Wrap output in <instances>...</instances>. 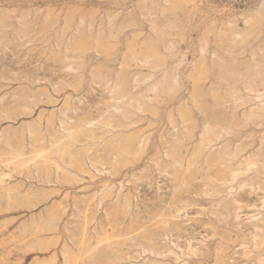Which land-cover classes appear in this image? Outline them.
<instances>
[{
  "label": "rangeland",
  "instance_id": "374dc122",
  "mask_svg": "<svg viewBox=\"0 0 264 264\" xmlns=\"http://www.w3.org/2000/svg\"><path fill=\"white\" fill-rule=\"evenodd\" d=\"M261 46L262 0H0V264H66L62 251L68 253V264H155L148 257L151 248L166 250L159 264H199L189 251L215 250L220 239L213 236L214 228L229 240L224 250L228 260L244 263L240 251L254 250L248 235L255 231L249 222L263 210L256 188L245 184L232 190L241 206L235 217L239 226L217 222L211 186L195 178L185 163H173L161 140L170 121L192 112L201 122L198 107L223 97L225 113L218 121H247L240 139L252 138L243 151L250 154L256 147L253 123L258 115L251 114L254 105L246 98L253 93L239 77L264 57ZM151 64L161 65L154 82L167 68L163 75L171 88L165 93L145 82L132 87L131 77L123 80L133 73L142 82L143 74L155 71ZM219 73L229 75L228 82L219 83ZM206 75L220 88L210 91L205 84L199 93L193 84L206 81L201 79ZM226 86L238 89L236 95L229 96ZM130 90L142 109L124 96ZM238 95L245 100L238 97L234 105ZM154 107L159 108L157 115ZM141 141L148 147L135 152ZM55 163L62 169L56 171ZM260 239L256 235V251H264ZM75 256L82 258L74 262ZM207 260L200 264L215 263L212 255Z\"/></svg>",
  "mask_w": 264,
  "mask_h": 264
},
{
  "label": "bare ground",
  "instance_id": "6f19581e",
  "mask_svg": "<svg viewBox=\"0 0 264 264\" xmlns=\"http://www.w3.org/2000/svg\"><path fill=\"white\" fill-rule=\"evenodd\" d=\"M174 1V0H173ZM181 2V1H180ZM169 3V2H168ZM262 3L264 4V0H262ZM164 7V6H162ZM161 7V8H162ZM164 9V8H163ZM262 11V10H261ZM161 13V11H160ZM263 14V13H262ZM154 15V14H153ZM258 15H260V13H258ZM161 16V15H160ZM261 17V16H260ZM259 17V18H260ZM262 18V17H261ZM261 18L259 21H261ZM154 19V18H153ZM156 19V18H155ZM154 19V21H156ZM150 21V20H149ZM148 22V20H147ZM152 22V21H151ZM166 24H167V21H165ZM127 23V22H126ZM153 23V22H152ZM156 23V22H154ZM170 23V22H169ZM253 23V22H252ZM260 23V22H259ZM113 25V24H112ZM153 25H156V24H153ZM171 25V24H168V26ZM150 26V25H149ZM157 26V25H156ZM164 26V24H163ZM162 26V27H163ZM153 27V26H152ZM155 27V26H154ZM160 28H162L161 26H159ZM254 27V26H253ZM103 28V27H102ZM121 28V27H120ZM124 28V27H123ZM152 29V28H150ZM154 29V28H153ZM152 29V30H153ZM158 29V28H157ZM163 29V28H162ZM160 29V30H162ZM167 29V28H165ZM170 29V28H169ZM239 29V28H238ZM252 29V28H251ZM249 28V30H251ZM110 30V29H108ZM118 30V29H117ZM121 30V29H120ZM118 30V32L120 31ZM155 30V29H154ZM159 30V29H158ZM157 30V31H158ZM168 30V29H167ZM116 31V29H115ZM166 31V30H165ZM164 31V32H165ZM254 31V29L252 30ZM114 32V31H113ZM117 32V33H118ZM153 32V31H152ZM161 32V31H160ZM163 32L164 36H165V33ZM167 32V31H166ZM169 32V31H168ZM249 32V31H248ZM256 32V31H254ZM109 33V32H108ZM116 33V34H117ZM241 33V31H240ZM250 33V32H249ZM248 33V34H249ZM257 33V32H256ZM254 33V34H256ZM112 34V33H111ZM109 34V35H111ZM153 34V33H152ZM158 34V32H157ZM253 34V35H254ZM120 35V34H119ZM155 35V33H154ZM153 35V37H154ZM171 34H168L166 36H169ZM234 35V34H233ZM237 35V34H236ZM241 35V34H240ZM239 35V36H240ZM247 35V33H246ZM158 36V35H157ZM161 36V35H159ZM165 36V37H166ZM245 36V35H244ZM252 36V34H251ZM118 37V36H116ZM152 37V36H150ZM185 36H181V39L183 38L184 39ZM233 37V36H232ZM236 37V36H235ZM247 37V36H246ZM249 37V36H248ZM105 38V37H104ZM109 38V36H108ZM113 38V37H112ZM124 38V37H123ZM162 38V37H161ZM168 38V37H167ZM172 37H169L168 39H170ZM234 38V37H233ZM253 38V37H252ZM251 38V39H252ZM107 39V38H106ZM105 39V40H106ZM149 39V38H148ZM97 40V39H96ZM95 40V41H96ZM110 40V39H108ZM114 40V39H113ZM200 40V39H199ZM235 40V39H234ZM237 40V39H236ZM235 40V41H236ZM242 40V38H241ZM246 40V39H245ZM254 40V39H253ZM123 41V40H122ZM165 41V40H162V42ZM198 41V40H197ZM166 42H171V41H166ZM165 42V43H166ZM205 42V41H204ZM240 42V41H239ZM243 42H246V41H243ZM120 43V42H119ZM144 43V42H143ZM201 44H199L198 46H200V51L203 54H206V48L204 47L205 45L202 44V42H200ZM235 43V42H234ZM234 43L232 45H234ZM237 43V42H236ZM248 43V41H247ZM247 43L245 46H247ZM252 43V42H251ZM251 43L249 44V46L251 45ZM171 44V43H170ZM207 44V42H206ZM168 45V44H167ZM236 45V44H235ZM137 46V44H136ZM164 46H166L164 44ZM93 47V46H92ZM167 47V46H166ZM207 47V46H206ZM258 47V46H257ZM67 48V46H66ZM65 50H68L66 49ZM90 48V47H89ZM95 48V47H94ZM228 48V46H227ZM230 49L232 48L231 45L229 47ZM236 48V47H235ZM91 49V48H90ZM226 49V48H225ZM230 49L226 50V52L229 53ZM241 49V48H240ZM74 50V49H73ZM77 50V49H76ZM134 50V48H133ZM136 50V49H135ZM165 50V48H164ZM237 50V49H236ZM258 50H260V52L262 53V55L264 56V46L258 48ZM88 49L85 51L87 52ZM91 51V50H90ZM156 51V50H155ZM154 51V52H155ZM234 51V49H232V52ZM242 51V50H241ZM82 52V51H81ZM231 52V53H232ZM238 52V51H237ZM240 52V50H239ZM158 52H156L155 54L157 55ZM200 53V54H201ZM230 53V54H231ZM243 53V51H242ZM240 53V54H242ZM66 54V52H65ZM131 54V53H129ZM154 54V53H153ZM213 54V53H212ZM227 54V53H226ZM234 54V53H233ZM236 54V52H235ZM234 54V56H235ZM249 54V53H248ZM162 55V53H161ZM164 55V54H163ZM209 55V54H208ZM237 55V54H236ZM153 56V55H152ZM160 56V55H159ZM211 56V55H210ZM131 57V56H130ZM132 57H135V56H132ZM139 57V56H138ZM214 57V56H213ZM212 57V59H213ZM240 57V56H239ZM253 57V56H252ZM144 58V57H143ZM148 58V57H147ZM154 58V57H153ZM235 58V57H234ZM65 59V58H64ZM135 59V58H134ZM138 58L136 57V60ZM142 59V58H141ZM204 59V58H203ZM206 59V58H205ZM254 59H256V56H254ZM135 60V61H136ZM252 60V59H251ZM143 61V59L141 60ZM151 61V60H145L144 62H146V64ZM154 60H152L153 62ZM215 61L217 62V60L215 59ZM221 61V60H220ZM256 61V62H255ZM139 62H140V59H139ZM151 62V63H152ZM224 59H223V63H224ZM253 62L254 65L253 67L249 68V67H246V69L244 70L243 74H239V71L238 74L240 75L239 79H241V82L242 84H244L243 86L245 87V90H249V92L253 95L252 97H247L246 100H249L252 102V105L251 107H253V113L251 112V114H253L254 116L255 115H258V116H255L257 117L256 118V122L253 123V125H256V147L255 149H253L251 151L250 154H246L244 153V149L245 147L251 143V140L252 138H247V139H240L242 134H241V130H243V128L247 125V121L244 122V121H241V122H226V121H218L220 119V117L222 115H224L225 111H224V107L221 105L222 103L225 102L224 98H220V99H214L213 101L209 102V103H205L203 106L201 107H198L196 113H198L201 117V122L197 121L195 116H193L192 112L187 114V116H181L179 117L180 119L176 120V121H170V124H171V128L169 129V131L166 133V135H164L162 137V143L164 144L163 145V149H165V151H167L166 153L169 154L171 156V158L169 159H172L174 162L173 163H179L180 165L182 163H185L187 167H191L193 169V175L195 176V178H199V179H202L203 180V184L205 186H211V189H212V192H211V198H210V202L213 203L212 205H214L216 207V218H217V222H224L225 223H231L233 224L235 222V224H238L237 223V218H235L238 214V210H240L241 206L238 204L237 202V199L238 197H235V195L233 194L234 192L232 191L233 188L236 189V187H242L243 185L245 184H248V186L252 188H256V195L259 196L257 197V199L261 200V206L263 207V210L261 211H258L257 212V216H256V219H253L249 222V225L253 228V230L255 231L254 233L252 232H249V242L252 243L253 245V248L252 250L253 251H240L243 255V260H245L244 263L242 264H262V259L264 258L263 255H264V251H256V235H259L260 236V240H258L257 242H259L261 245L264 246V57H261L260 60H254ZM137 63V61H136ZM154 63V62H153ZM156 63V62H155ZM180 63H181V60L177 59L176 61V67L180 66ZM218 63V62H217ZM145 64V63H144ZM160 64V63H158ZM157 64V65H158ZM227 64V62H226ZM230 64V63H229ZM238 64V63H237ZM247 64L249 65L248 61H247ZM137 65V64H136ZM139 65V64H138ZM152 65V64H151ZM233 65V64H232ZM242 65V64H241ZM128 66V65H127ZM126 66V68H128ZM140 66V65H139ZM150 66V64H149ZM171 66V65H170ZM174 66V65H172ZM227 66V65H226ZM230 66V65H229ZM236 66V65H235ZM244 66V65H243ZM250 66V65H249ZM142 67V66H141ZM160 66H156V64L152 65L151 68H153L155 71L154 72H149L147 74L146 72V75L143 74L145 77L143 78L142 82H138L140 80L137 79V77H135V75H133V73H131L128 77L127 75H125V80L126 82H128L129 80V77H131L132 81H131V86L132 87H139L140 84L142 83H146V84H150V86H154V88L157 86H160V88L162 89V91L164 92L166 90L167 87H169L168 83L167 82V77L168 75H163L165 72H167V68L166 70L163 71V74L160 78H157V80L154 82L152 81V79L154 80V75L156 74V70L159 69ZM222 67V64L220 66V68ZM121 68V67H120ZM119 68V69H120ZM223 68V67H222ZM221 68V69H222ZM233 68H235L233 66ZM245 68V66H244ZM149 69V68H147ZM163 69V68H162ZM80 70V69H79ZM129 70V69H128ZM137 70V69H135ZM177 70V69H176ZM226 70V69H225ZM224 70V71H225ZM242 70V71H243ZM123 71V70H122ZM130 71V70H129ZM132 71V70H131ZM140 71V70H139ZM201 71V70H200ZM222 71V70H221ZM241 71V72H242ZM136 72V71H135ZM233 72V71H232ZM161 73V72H160ZM224 73V72H223ZM223 73H219L220 76H218V79H219V83L221 82H228L227 78L229 77V75H226V74H223ZM226 73V71H225ZM228 73V71H227ZM237 73V72H236ZM234 74V76L236 77V75L238 74ZM167 74V73H165ZM174 74V73H173ZM172 74V75H173ZM138 75V74H137ZM141 75V76H143ZM176 75V74H175ZM174 75V77H175ZM226 75V77L224 76ZM111 76V75H110ZM244 78H243V77ZM172 77V76H171ZM111 78V77H110ZM177 78V77H176ZM179 78V77H178ZM198 78V77H197ZM233 78V76H232ZM230 79V80H234V79ZM141 79V78H140ZM151 79L152 82H150L149 80ZM172 79V78H171ZM174 81H176L175 78H173ZM201 79H207L206 81H203V83L201 81L197 82V83H194L193 84V87L194 89H197L198 92L200 93V90H202V86H204L205 84H208L209 86V90L211 91L213 89L212 86H214L215 88H220V84L218 83H215V84H211L209 81V78H207V75L202 77ZM236 79V78H235ZM238 79V80H239ZM250 80L251 82H254L256 83V86H252L251 84L247 83L245 84V81L244 80ZM198 80V79H197ZM115 81V80H114ZM237 81V80H236ZM171 83V82H169ZM176 83V82H175ZM124 84V83H122ZM174 85V83H172ZM177 84V83H176ZM228 84V83H227ZM239 84V83H238ZM240 84V85H242ZM106 85V84H105ZM109 85V83H107V86ZM156 85V86H155ZM112 86V85H110ZM117 86V85H115ZM142 86V85H141ZM144 86V85H143ZM175 86V85H174ZM106 87V86H105ZM109 87V86H108ZM118 87V86H117ZM131 87V88H132ZM146 88V86H144ZM228 87V86H226ZM107 88V87H106ZM130 88V89H131ZM159 88V87H158ZM171 88V87H169ZM173 88V87H172ZM181 88V87H180ZM208 88V87H207ZM112 89V88H111ZM117 89V88H115ZM114 89V90H115ZM119 89V88H118ZM150 89V88H149ZM149 89L147 91H149ZM229 91H228V94L229 96L231 95H236V93L238 92L235 87H228ZM144 90V89H143ZM151 91V90H150ZM153 91V90H152ZM169 91V90H168ZM214 91V90H213ZM212 91V92H213ZM227 91V90H225ZM154 92V91H153ZM158 92V91H157ZM166 92V91H165ZM164 92V93H165ZM204 92V91H203ZM215 92V91H214ZM249 92L247 94H249ZM113 93V92H112ZM139 92H137L138 94ZM168 93V92H167ZM211 93V92H210ZM132 94V91L130 90L129 92H126V94L124 96L126 97H130L129 95ZM159 94V93H158ZM162 94V93H161ZM173 94V93H172ZM198 94V93H197ZM206 94V93H205ZM220 94V90H219V93ZM227 94V95H228ZM240 94V92H239ZM121 95V96H123ZM149 95V94H147ZM152 95V93H151ZM157 95V94H156ZM196 95V93H195ZM212 95V94H211ZM226 95V94H225ZM234 95V96H235ZM120 96V97H121ZM138 96V95H137ZM154 96V95H153ZM205 96V95H204ZM216 96V95H214ZM249 96V95H248ZM134 97V95H133ZM146 97V96H145ZM157 97V96H156ZM233 97V96H232ZM240 98L242 99V96L238 95L234 98L233 100V103L234 101L237 100V98ZM123 98V97H121ZM131 98V106L134 105V107L136 109H142L141 107V102L138 101L137 99L135 98ZM149 98H151L149 96ZM192 99V98H191ZM195 99V98H194ZM244 99V98H243ZM242 99V100H243ZM143 100V99H142ZM149 100V99H148ZM160 98H157L156 99V102L159 103L160 102ZM201 99H199L200 101ZM245 100V99H244ZM124 101V100H123ZM196 101V99H195ZM194 101V102H195ZM198 101V100H197ZM150 102V100H149ZM239 102V101H238ZM237 102L234 103V105L236 104ZM125 105V103H123ZM161 104V103H160ZM166 104V103H165ZM242 104V103H241ZM144 105H145V101H144ZM149 105V104H148ZM240 105V104H239ZM121 106V105H119ZM130 106V107H131ZM163 106V105H162ZM233 106V105H232ZM128 107V106H127ZM113 108H118L117 105H115ZM124 109V107H122ZM233 108V107H232ZM235 108V107H234ZM129 109V108H128ZM126 109L127 111H130ZM121 110V109H120ZM158 110L159 108L158 107H154L152 112L155 113L157 115L158 113ZM137 111V110H136ZM141 111V110H140ZM236 111V110H235ZM26 112V111H25ZM131 112V111H130ZM135 112V111H134ZM139 112V111H138ZM142 112V111H141ZM126 113V112H125ZM123 113V114H125ZM132 113V112H131ZM130 113V114H131ZM136 113V112H135ZM122 114V113H121ZM127 114V113H126ZM251 114L249 116V114H247L248 118L251 117ZM132 115V114H131ZM231 115V114H230ZM244 115V113L242 114ZM246 115V114H245ZM104 116V115H103ZM179 116V115H178ZM105 117H109L108 115H106ZM123 117V116H122ZM132 117V116H131ZM137 117V115H136ZM135 117V119H136ZM244 117V116H243ZM253 117V116H252ZM253 117V118H255ZM127 118V117H126ZM130 118V117H129ZM133 118V117H132ZM242 118V117H241ZM108 119V118H107ZM246 119V118H245ZM250 119V118H249ZM34 120V119H33ZM125 120V119H124ZM128 120V119H126ZM125 120V121H126ZM130 120V119H129ZM128 120V121H129ZM133 120V119H132ZM226 120V119H225ZM231 120V119H230ZM248 120V119H247ZM253 121H255L254 119H252ZM251 120V121H252ZM107 121V120H106ZM135 122V121H134ZM219 122V123H218ZM129 123V122H128ZM132 123V121H131ZM217 123V124H216ZM88 125H90V127H92L94 124V122H87ZM107 124V123H106ZM109 126L112 125V124H108ZM107 125V126H108ZM114 126V125H113ZM112 126V127H113ZM124 126V125H122ZM126 127V126H125ZM129 127V126H128ZM89 128V127H88ZM123 128V127H122ZM129 129V128H128ZM120 130V129H119ZM127 130V129H126ZM70 132V131H69ZM66 134V133H65ZM250 134H252L251 132H249L248 136H250ZM68 135V134H66ZM69 137V136H68ZM192 137H196V140H195V143L194 142H191L190 139ZM246 137V136H245ZM252 137V136H250ZM70 139V138H68ZM67 139V140H68ZM140 139V138H139ZM142 139V138H141ZM230 140V142H225L224 143V140ZM138 141V140H137ZM136 141V142H137ZM56 142V141H55ZM54 141H52L51 144L55 143ZM67 142H70V141H67ZM147 142V141H146ZM146 142H143L141 141L142 145L139 143V145L137 146V148L135 149L136 151L135 152H140V151H143L145 148L148 147V143ZM60 143V142H59ZM138 143V142H137ZM55 145V144H54ZM60 145V144H59ZM55 147V146H54ZM56 148V147H55ZM168 155V156H169ZM167 156V157H168ZM24 158V157H23ZM151 158V157H150ZM157 159V158H156ZM45 160V159H44ZM168 160V159H167ZM171 160V161H172ZM13 161V160H12ZM22 162V161H21ZM35 163V162H34ZM92 163V162H91ZM169 163V162H168ZM28 164V163H27ZM170 164V163H169ZM177 165V164H176ZM179 165V167L181 168V166ZM55 170L56 171H59L62 169V167L55 163ZM172 166V165H171ZM175 166V165H174ZM24 167V166H23ZM94 167V166H93ZM177 167V166H175ZM173 167V168H175ZM184 167V166H183ZM186 168V167H185ZM190 168V170H191ZM178 169V168H177ZM187 169V168H186ZM184 171H186L184 169ZM183 171V172H184ZM189 171V170H188ZM192 171V170H191ZM205 171V172H203ZM188 173V172H187ZM190 173V172H189ZM10 174V173H9ZM3 178V177H2ZM185 178V177H184ZM191 180V179H190ZM197 180V179H196ZM201 180V181H202ZM47 181V180H46ZM184 182V181H183ZM196 182H199L200 184V181H196ZM188 183V182H187ZM187 183H184L183 185H187ZM194 183V182H193ZM202 184V185H203ZM182 185V187H183ZM188 185H190L188 183ZM187 185V186H188ZM198 186V185H197ZM109 187V186H108ZM250 187H249V190H250ZM189 188V187H188ZM188 188H186L185 191L188 190ZM197 189V188H195ZM248 189V188H247ZM181 190V189H180ZM184 190V189H183ZM194 190V189H193ZM203 191V190H202ZM239 191V190H238ZM204 192V191H203ZM202 192V193H203ZM210 192V191H209ZM193 193V191H192ZM205 193V192H204ZM208 193V191H207ZM224 193V195H223ZM246 193V192H245ZM184 194V193H183ZM190 194V193H189ZM195 194V192L193 193ZM206 194V193H205ZM247 194V193H246ZM209 195V194H208ZM190 197H192L191 195H189ZM205 196V195H204ZM203 196V198H204ZM117 197V196H116ZM194 197V196H193ZM245 197V196H244ZM102 198V197H101ZM202 198V199H203ZM184 199V198H183ZM244 199V198H243ZM100 200V198H99ZM199 200V199H198ZM209 200V199H208ZM178 201V200H177ZM194 201V199H193ZM201 201V200H200ZM203 201V200H202ZM186 202V201H185ZM183 202V204L185 203ZM190 202V201H189ZM196 202V201H195ZM204 202V201H203ZM252 202V200H251ZM97 203V201H96ZM103 203V202H102ZM192 204L194 202H191ZM201 203V202H200ZM195 204V203H194ZM209 204V203H208ZM99 205V204H98ZM200 205V204H199ZM202 205V204H201ZM207 205V204H206ZM205 205V206H206ZM128 206V205H127ZM175 206V205H174ZM179 206V205H178ZM186 206V205H185ZM192 206V205H191ZM196 206V205H195ZM243 206V205H242ZM208 207V206H207ZM206 207V208H207ZM213 207V206H212ZM211 208V205L210 207ZM244 208V207H243ZM104 209V208H103ZM170 209V208H169ZM178 209V208H177ZM176 209V210H177ZM203 209V208H202ZM251 209H254V208H251ZM214 210V209H213ZM99 211V210H98ZM174 211V209H173ZM210 211V210H209ZM172 212V211H171ZM203 212V211H202ZM206 212V215H207V210L205 211ZM255 212V211H254ZM86 213V212H85ZM199 213V212H198ZM172 214V213H171ZM200 214V213H199ZM211 214V213H210ZM209 214V215H210ZM214 214V213H213ZM240 214V213H239ZM170 215V214H169ZM168 215V216H169ZM242 215V214H241ZM245 215V213H244ZM177 216V215H176ZM175 216V217H176ZM240 216V215H239ZM249 216V215H248ZM247 216V217H248ZM172 217V216H171ZM178 217V216H177ZM176 217V218H177ZM182 217V216H180ZM166 218V217H164ZM245 218V217H244ZM164 220V219H162ZM169 220V219H167ZM205 220V219H204ZM165 221V220H164ZM170 221V220H169ZM168 221V222H169ZM187 221V220H186ZM196 221V219H195ZM244 221V220H243ZM247 221H249L247 219ZM170 222H173L170 221ZM181 222V221H180ZM178 222V223H180ZM164 223V222H163ZM177 223V222H176ZM204 223V221H203ZM160 224V223H158ZM162 224V223H161ZM171 224V223H170ZM173 224V223H172ZM184 224V222H183ZM186 224V223H185ZM185 224L183 226H185ZM188 224V223H187ZM191 224V223H190ZM193 224V223H192ZM169 225V224H168ZM174 225V224H173ZM189 225V224H188ZM160 226V225H159ZM163 226V225H162ZM190 226V225H189ZM204 226V224H203ZM226 226V225H225ZM239 226V224H238ZM188 228V226H186ZM231 227V226H230ZM235 227V226H234ZM190 228V227H189ZM196 228V227H195ZM175 229V227H174ZM176 229H178L176 227ZM204 229V228H203ZM211 229V226L210 228ZM171 231V229L169 228L168 231ZM180 230V228H179ZM208 230V229H207ZM235 230V229H234ZM84 231V230H83ZM160 231V229H159ZM162 231V230H161ZM181 231H184L181 229ZM205 231V229H204ZM165 232V230H164ZM172 232V231H171ZM185 232H188V231H185ZM184 232V233H185ZM191 232V231H190ZM189 232V233H190ZM194 231H192L193 233ZM208 232V231H206ZM182 233V232H181ZM83 234V233H82ZM180 234V233H179ZM208 234V233H207ZM213 236L216 235L220 240L218 242V246L215 248V250L213 251H189L194 257H196L197 261L199 262H203V261H206L210 255H212L213 257V260H214V264H238V261H236L235 259L230 262L228 259L231 257L227 252V251H224L228 244H229V240L226 239L224 236H223V233L221 232V230L219 228H214L213 232H212ZM162 235V234H161ZM164 236H169V234L167 233H164L163 234ZM176 235V234H175ZM190 235V234H189ZM196 235V234H195ZM204 235V234H203ZM148 236V234H147ZM158 236V235H157ZM172 236V235H171ZM178 236V235H177ZM184 236V235H183ZM212 236V237H213ZM149 237V236H148ZM160 237V236H159ZM227 237V236H226ZM82 238V237H81ZM152 238V237H151ZM184 238V237H183ZM238 238V237H237ZM83 239V238H82ZM81 239V240H82ZM100 239V238H99ZM155 239V238H154ZM153 239V240H154ZM163 239V238H162ZM167 239V238H166ZM173 239V237H172ZM189 239V238H188ZM201 239V238H200ZM248 239H244V241L247 243ZM152 240V241H153ZM178 240V238H177ZM182 240V239H181ZM180 240V241H181ZM165 241V240H164ZM195 241V240H194ZM201 241V240H200ZM96 242V241H95ZM182 242V241H181ZM81 243V242H80ZM170 243L171 240H170ZM176 243V241H175ZM189 243V242H188ZM162 244V243H161ZM183 244V243H182ZM244 244V243H243ZM248 244V243H247ZM98 245V244H97ZM163 245V244H162ZM175 245V244H174ZM181 245V244H180ZM191 245V243H190ZM197 245V244H196ZM167 246V245H166ZM170 246V245H168ZM178 246V245H177ZM194 246V245H193ZM198 246V245H197ZM156 247V246H154ZM179 247V246H178ZM177 247V248H178ZM187 247V246H186ZM189 247V246H188ZM244 247V246H243ZM248 247V246H247ZM262 247V246H261ZM170 248V247H169ZM184 248V247H183ZM190 248V247H189ZM260 248V247H259ZM141 249V248H140ZM147 249H149L147 247ZM168 249V248H167ZM188 249V248H187ZM194 249V248H193ZM197 249V248H196ZM244 249V248H243ZM171 250V249H170ZM186 250V249H185ZM173 251V250H172ZM176 251V250H175ZM19 252V251H18ZM34 252V251H33ZM140 252V251H139ZM165 252L166 250L164 251H154L153 248L150 249V251L148 250L147 253H148V257L149 256H152L153 258L152 259V262H154L155 264H159V262H162V260H160L161 258H165ZM187 252V251H186ZM185 252V253H186ZM174 253V252H173ZM183 253V252H182ZM235 253V252H234ZM146 254V253H145ZM62 255H63V261L64 263L68 264V260H70L69 256H68V253L67 251H62ZM79 255V254H78ZM136 255V254H135ZM171 255V254H170ZM189 255V254H188ZM10 256V255H9ZM134 256V255H133ZM141 256V255H140ZM168 256V255H167ZM176 256V255H175ZM178 256V255H177ZM181 256V255H180ZM240 256V255H239ZM238 256V257H239ZM78 257V256H77ZM76 256L73 257V261L76 262L77 260L76 259H79L77 258ZM145 257V256H144ZM147 257V256H146ZM145 257V258H146ZM186 257V255H185ZM235 257V256H234ZM241 257V256H240ZM82 258V257H81ZM80 258V259H81ZM176 259V257H174ZM182 258V257H181ZM237 258V257H236ZM150 259V260H151ZM170 259V257H169ZM191 259V258H190ZM212 259V258H211ZM231 259V258H230ZM233 259V258H232ZM147 260V259H145ZM144 260V261H145ZM239 260V259H238ZM82 261V260H81ZM165 261V260H164ZM168 261V260H167ZM170 261V260H169ZM177 261H179L177 259ZM208 261V260H207ZM264 261V260H263ZM183 262V261H182ZM143 263V261H142ZM147 263V262H145ZM207 263V262H206ZM211 263V262H209ZM148 264V263H147ZM181 264V263H180ZM183 264H186V262H184ZM241 264V263H240Z\"/></svg>",
  "mask_w": 264,
  "mask_h": 264
}]
</instances>
